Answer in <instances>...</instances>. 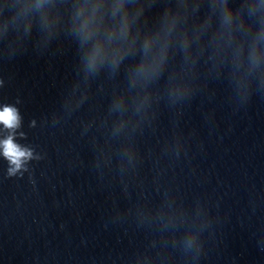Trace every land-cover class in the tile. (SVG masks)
<instances>
[{
	"label": "water",
	"instance_id": "obj_1",
	"mask_svg": "<svg viewBox=\"0 0 264 264\" xmlns=\"http://www.w3.org/2000/svg\"><path fill=\"white\" fill-rule=\"evenodd\" d=\"M82 2L0 0V107L18 109L15 142L40 157L10 176L0 150V264H264L258 26L239 60L242 30L217 55L219 13L196 39L210 8L188 0L160 74L132 83L144 36L176 0H139L136 51L92 73L74 35Z\"/></svg>",
	"mask_w": 264,
	"mask_h": 264
},
{
	"label": "clouds",
	"instance_id": "obj_2",
	"mask_svg": "<svg viewBox=\"0 0 264 264\" xmlns=\"http://www.w3.org/2000/svg\"><path fill=\"white\" fill-rule=\"evenodd\" d=\"M156 0H151L155 3ZM237 2V0H234ZM139 0H83L76 12L74 35L78 37L81 46L90 44L86 52V67L89 73L94 72L105 63L111 69L119 67L124 57L136 51L140 32L132 34V24L143 14V7L137 6ZM177 10L166 9L163 13L164 24L160 32L148 33L142 42L143 57L138 66L131 72V81H148L161 72L169 51L172 33L183 16L189 15L188 0H176ZM208 4L210 8L207 19L198 27L196 39L212 28V19L219 13V28L212 34V40L217 44V55L220 54V42L230 45L235 40V33L241 32V39L236 44L235 59L239 60L245 51L246 37L254 27H257L252 43L248 49V60L252 66H257L264 50L261 42L264 41V0H238V7L230 6L229 0H197L192 6L196 11L201 5ZM136 6L135 12L129 10ZM191 38L187 32L181 35V47L188 51ZM118 107V106H117ZM34 124V122H33ZM0 125L8 131L6 138L0 140V150L3 157L9 162L10 176L26 171V164L39 159L33 149L21 146L15 142L16 130L21 127V117L18 109L12 105L0 107ZM24 137V133H19ZM194 238L186 244L191 248Z\"/></svg>",
	"mask_w": 264,
	"mask_h": 264
}]
</instances>
